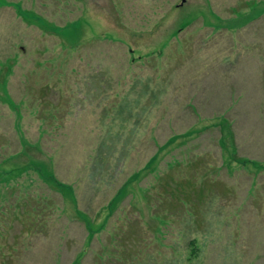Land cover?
Instances as JSON below:
<instances>
[{"label": "rangeland", "instance_id": "374dc122", "mask_svg": "<svg viewBox=\"0 0 264 264\" xmlns=\"http://www.w3.org/2000/svg\"><path fill=\"white\" fill-rule=\"evenodd\" d=\"M263 59L264 0H0V264H264Z\"/></svg>", "mask_w": 264, "mask_h": 264}, {"label": "crops", "instance_id": "0c3cea01", "mask_svg": "<svg viewBox=\"0 0 264 264\" xmlns=\"http://www.w3.org/2000/svg\"><path fill=\"white\" fill-rule=\"evenodd\" d=\"M252 28H253V30H255L256 31V26L255 25H253L252 26ZM262 65H264V59H263V61H262ZM261 71L264 73V67H262V69H261ZM57 195H58V193H56ZM62 199V198H61ZM62 201H63V199H62ZM63 203V202H62ZM0 207H2V202H0ZM8 215V214H7ZM2 218H4V215H3V212L0 210V224H2ZM7 219H9L10 217L9 216H7L6 217ZM65 219H66V221L64 222V224H65V226L67 225V223H68V221L70 220L69 218H68V215H66L65 216ZM14 220V219H13ZM14 223V222H13ZM12 223V224H13ZM29 223L31 224H34L33 222H31V220L29 221ZM15 231H17L16 233L15 232H13V231H10L11 232V235L9 236L11 239H12V241H14L15 240V238H19V236H20V229H19V221H16V224H15ZM3 229L0 227V236H3V235H5V234H8V230H10V228H7V229H5L7 232H3L2 231ZM9 232V233H10ZM85 238V237H84ZM0 239H1V237H0ZM13 247H14V245L13 244H11ZM83 246H84V243H83ZM146 253H147V250L145 251ZM1 253V252H0Z\"/></svg>", "mask_w": 264, "mask_h": 264}, {"label": "trees", "instance_id": "16d2710c", "mask_svg": "<svg viewBox=\"0 0 264 264\" xmlns=\"http://www.w3.org/2000/svg\"><path fill=\"white\" fill-rule=\"evenodd\" d=\"M175 140V138L174 139H171V141L169 142V143H171V142H173ZM169 143H166L163 147L160 145L159 147H158V149H157V151H156V155L157 156H159V154L162 152V151H164V149L166 148V146L169 144ZM155 159V157H153L152 158V160H154ZM151 160V161H152ZM224 170V165H221V170ZM261 172V171H260ZM63 209H62V211L65 213L66 211V209H65V204L63 203ZM119 226V225H118ZM85 229V228H84ZM110 233V232H109ZM92 236H94V234H92V233H90ZM108 234V233H107ZM98 235H102V233H96L95 234V236H97V239L98 240H100L101 239V237H99ZM108 236H109V234H108ZM194 241V240H193ZM193 244H194V242H192V243H190V245H192L193 246ZM148 253V252H147Z\"/></svg>", "mask_w": 264, "mask_h": 264}, {"label": "water", "instance_id": "95a60500", "mask_svg": "<svg viewBox=\"0 0 264 264\" xmlns=\"http://www.w3.org/2000/svg\"><path fill=\"white\" fill-rule=\"evenodd\" d=\"M187 0H182V4H184Z\"/></svg>", "mask_w": 264, "mask_h": 264}]
</instances>
